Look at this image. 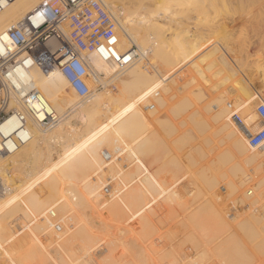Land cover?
Instances as JSON below:
<instances>
[{
    "label": "bare ground",
    "instance_id": "6f19581e",
    "mask_svg": "<svg viewBox=\"0 0 264 264\" xmlns=\"http://www.w3.org/2000/svg\"><path fill=\"white\" fill-rule=\"evenodd\" d=\"M41 1L42 0H0V36H2L6 44L8 43V39L6 36L7 28L10 25L15 24L16 20L18 19L20 20V18H24L25 16L30 14V12L33 11V8L37 6ZM98 1L105 8V10L107 11V13L110 15V17L115 23L116 33H117V46H116L117 52L121 54L133 48L136 52V56L132 60L131 64H129L124 69L119 70L114 65V63L104 60L99 52H96V51L88 52V53L81 52L79 54V57L83 60V62L87 66L88 75L86 77V82L90 90L88 96L83 99H80L77 97L74 91L70 88L66 79L60 73L59 65L62 63L63 61L62 59H59L53 68L44 69L36 65H27L25 68L16 70L17 81L21 82L22 84H28L29 86H36L39 89L40 93L45 98V100L49 103V105L53 108L55 113L58 115V121L56 124L52 126L42 127L41 125H39L32 119L28 118V120L26 121L25 130L20 131V130H17L19 126L17 119L10 117L0 126V137H3V139L6 137L10 138L9 140H6L4 142V146L8 148L9 153L4 152L0 154V186L4 190L2 196H0V264H122L121 260L124 257H122L121 254H119L122 257V259L120 258L121 260H117L118 262L116 263L115 258L111 257V255H108V253H106L105 251L106 247L102 246L103 242L105 241L104 240L105 236H103L104 238L98 242L95 238V236H97L95 235L96 234L95 232H98L100 234L102 233L107 234V232L108 231L111 232V230H112L111 233L117 232L116 228H117L118 223L116 224L114 223L119 220V216H117V213L119 212L120 208L121 207L124 208V204L126 203L128 206H131L132 208H136V207L140 208V204L142 203L144 204V202H146L147 200L149 201V199H152L150 197L151 193L154 194L153 198L156 197V194H158L160 196L159 200L162 201V203H163V200L161 198H163L164 201L167 200L168 202H170V200L175 201L179 205L180 204L191 205V203L193 204V202L197 201L195 198L198 197V194H197L198 189L196 190V187L194 186V182L188 183L187 185L189 187L187 189L184 188L183 184L181 186L179 185L182 180L177 175L182 174L181 172L183 170V165H184V164L183 165L181 164L180 158L181 157L183 158L186 155L188 156L189 154L191 155V156L189 155L190 158L192 156L196 157L192 154L193 153L195 154L197 152V156L199 155L201 159L203 160L205 158L207 159L209 158L208 161L210 160V163H211L214 160V159H211V157L213 156V155L211 156V154L214 153L213 151H214V148L216 147L215 145L214 147L213 146L211 147V144H213L219 137V133H221L222 131L221 128H225L226 126V129L224 130H226L225 133H227L229 131L227 130V127L231 126L233 121H238L236 120L237 116L239 120L242 119L244 116H250L248 118H251L253 116V112H251L252 109L247 110L245 107V109L241 110L238 113V115L234 114L235 116L233 115V117L231 115L230 118L228 116L229 114L226 113L228 114L226 115L228 116V118L227 119L223 118L224 121L222 122H221L222 119L220 120L217 119L219 120V122H221L220 123L221 125H218L219 123H216L217 125H215V123L212 125L211 123L216 121V116L220 118L218 114L223 113V111L226 109V106L223 104L224 101L222 102L221 100H218L213 105L212 104L210 105L213 108H211L212 110L207 112L208 116H204L205 114L202 115L199 112V109L196 107V105H198L196 101L197 99L196 93L200 91V86L203 85L202 82L204 80L201 83H192L193 81L192 82L187 81L183 85L179 86L178 88L177 86L176 87L172 86L173 84L170 85L171 82L172 83L175 82V79L172 81L170 80V76L172 74L170 71L174 73L173 71L174 69L170 68L172 66L169 67V65L166 63L165 60H160L159 58H161V56H165L166 54L165 52H168V53L172 52L174 54L176 52L177 54H179L178 51L180 52L183 51V53H180L179 56L182 55L184 59L186 58L188 59L189 56L191 58L193 57L190 54L193 53L195 50H197L198 38L201 36V34L199 35V33L197 32L198 31L197 29L200 26V23L198 21L199 19L202 20V17H204L202 15V17L197 20L199 24L196 22V20H192L193 18H198V17L193 16L192 13H194L195 15V12L197 11V8L199 7V4H200L199 0H174L175 3L172 6H169L170 5L169 3L167 5V1H170V0H135L134 3L136 2L137 8L132 11H128L126 10V8L123 9L120 6V4L122 5V2H120L121 0L120 1L119 0H98ZM117 1H119L120 4L114 3ZM210 1L216 3L217 0H210ZM130 2L133 3V1H130ZM128 6L129 5H126V7ZM185 10H189L191 11V13H184ZM201 14H204V13H201ZM206 15L208 14L206 13ZM215 18L213 17V20L211 22L212 24H213V21H215ZM206 20L208 22V19ZM215 22H218V21H215ZM201 25H204L205 27H207V29H209L210 34L212 31H214V29H216L215 27L217 26V25L216 26L210 25L207 23L205 24L202 23ZM201 27L202 26H200V28ZM59 28L61 30L62 35L69 42V39L67 37V30L64 27H59ZM218 28L220 27L218 26ZM207 29H205L206 32L208 31ZM201 30L202 29H200L199 31L201 32ZM151 33H154L155 35L150 36ZM210 34L208 33L209 36ZM212 35L214 36L213 32H212ZM204 37L206 38L207 36H204ZM202 40H200V42ZM47 44L51 47H55L57 46L58 43L55 40H50ZM261 46L262 47L260 48H264L263 44ZM242 50H244V47L242 48ZM242 50L240 52H242ZM196 55L198 56V54ZM203 58L205 59V56H203ZM199 59L200 58H198L197 60ZM149 60L152 61L150 62L152 64L151 66L152 69L150 70V73L148 71V74H147L146 72H144L143 70L144 66L142 65H145V63L147 64V62L149 64ZM186 60H184V62H187ZM217 61H218L217 62L218 63L217 74L219 78L216 74L215 77L217 78H215L214 80L216 81L217 79L219 81V84L221 85L223 84L227 85L226 83L233 84V87L235 86L236 90L239 89L242 92V93L240 91L237 92L238 94L240 93L239 96L243 94V96L241 97L242 98L245 97L244 100H246V97L249 95V92H247L248 85L245 83L242 84L240 83V81L245 82L247 76L248 75L250 76V74H247V71L245 72V69H248V68H244L245 62L247 61L245 60H244L245 62L240 61L239 57H236V59L233 62L223 61V60H217ZM195 62H198V61H195ZM252 62L253 61L246 63V64L248 65ZM181 63H182V60L180 61V64ZM197 64L192 65V70H195V73L197 72L199 75H201V77H204L203 71L205 70H202L201 69L202 67L201 68L199 67L201 64L199 66ZM178 66L180 67V65ZM182 66L183 65L181 64L180 68H182ZM250 66H252V64ZM186 67L190 68L189 66H186ZM186 67L184 68L185 70H186ZM184 72H185L184 74L178 76V79H181V77L186 76L189 73L186 71ZM215 72H213V74ZM222 72L224 74L223 77L220 76V73L222 74ZM256 73H255V76L256 75L258 76V74ZM213 74H212V78L214 77ZM261 77L263 76L261 75ZM189 78L192 79L193 77L190 76ZM212 78L210 80H212ZM198 79L196 80L198 81ZM168 80H170L171 82ZM136 81H139V83L140 81H146V83L148 81L147 83L149 85L148 93L146 92L145 93L146 95L143 96L144 100H141V99L136 100L137 98L136 99L133 98L134 94L132 93L133 94L132 95L130 93L133 91L131 90L130 85L133 82L135 83ZM198 82H200V80ZM205 82H208V81L206 80ZM110 83H113L115 87V92H113V90L109 87ZM144 83L145 82H142V85ZM212 83H214V81ZM147 84H144V85L147 86ZM198 84H200V86ZM99 86L103 87V91H99L98 89ZM203 88L205 89V87ZM160 89L163 91L164 95L155 98L153 95H156L155 92ZM229 89H228V92L230 91ZM137 90H136V93L139 91ZM206 90L209 92L207 88ZM217 90H219V88ZM234 91L232 88L230 93ZM141 92H142V89H141ZM204 92L206 91L204 90ZM208 92H206L205 95ZM221 92L219 93L221 94ZM228 92L225 91L226 94ZM225 93L223 92L224 95ZM231 94L233 95L234 93H231ZM148 98L154 99L155 103L157 104V107L154 104L155 105L154 110H150L154 115V118H153L154 120L152 119L153 122H151V120L148 119L149 116L147 117L146 115L147 113L145 114V112L143 111V107L147 106L146 103L148 101ZM150 100L151 99H149V101ZM230 101L232 102V99ZM233 101L235 102L234 98H233ZM245 102L249 103L247 101ZM183 104H188V106L191 107L192 110L190 111L188 110L189 112H187V114L185 112L184 114L186 115L182 114L185 117L183 116L182 118V116H180L182 118V119L179 118L181 119L180 121H182L181 130L176 128V126H178V123L176 122L177 119L175 120V125L177 123L176 126H173L171 122L164 123L162 118H165V119L168 118L169 116L168 114L175 113L178 115L177 109L180 108V106ZM230 104L232 105V103ZM241 104L243 105L244 102ZM10 105L11 107H19L20 103L16 101H11ZM244 106L246 105L244 104ZM238 108L240 109V107ZM180 111L182 110L180 109ZM150 116H152V114ZM202 125L204 126V128L202 127ZM250 125L252 126V124ZM200 128L203 132L199 130ZM236 128L233 129L232 126L229 127L231 131L234 130L235 133H237V130L239 129L238 128L236 129ZM176 131H180V132L175 133ZM172 133H175V134L173 137H170ZM201 133H206L205 135L206 138L202 139V140H205V142L204 141L202 142L210 146L207 150L203 149L202 144L195 142L199 138V135ZM213 133H215V135L216 133H218L217 134L218 137L214 135L212 136ZM232 133L231 134L229 133L227 136L230 138L232 136ZM223 135L221 134L220 136L223 137ZM236 135L239 136L242 134L237 133ZM211 136L216 140L214 141L211 138ZM169 137L171 139H168ZM228 137L226 139H228ZM241 137H240L241 141L243 142L246 141V140H243L245 138H241ZM235 141H236V144L238 145L240 144L238 140H235ZM225 142L226 141H224V145H226ZM244 143L246 144L247 142H244ZM135 144L138 145V147L140 148L139 150H137L134 147ZM231 144L233 145L235 143H231ZM1 145L2 144L0 143V147H2ZM222 146L223 145H221V147ZM244 146L249 147L247 144ZM244 146L241 145V147H244ZM232 148L234 149V146ZM240 149H243V148H240ZM250 149H253V148L250 147ZM260 149H262L261 151L264 150V143L260 148L254 147V150H252V152L249 150L250 152H247V153L251 155V157L252 155L258 156V154L256 153L257 152L260 153L259 152ZM104 152L110 153L111 159H109V161L105 160V158L103 157ZM229 153H230V149H229ZM150 154H152V156H148ZM230 154H233V152H231ZM244 155L246 154H244L243 152V156ZM193 157L192 159H194ZM241 157L242 156H240V158ZM260 157L262 159V154L260 155ZM120 158L121 159L123 158V160H127L128 162L127 164H130L128 168L131 166L128 169V173L126 175H123L125 176L123 177L124 180L122 178L123 181L127 182L125 183L130 188L128 190L127 189L124 190L122 188L125 186L124 185L121 186V182H122L121 179L120 180L118 179V180L121 181L120 187L122 189H119V186L117 185L116 180L113 179L114 177L119 176V174H121V172L124 171L120 169V167L118 166V164H122L121 162H119ZM192 159H190V161ZM233 159H234L233 160V163H234L236 159L235 155ZM246 159L250 161L248 157ZM196 160L198 159L196 158ZM196 160L194 159V161ZM186 161L188 165H190L189 163L192 162V161L189 162L188 160ZM208 161H205V162H208ZM252 161H253V157H252ZM133 162H137V164L135 163L136 167L132 164ZM237 162L239 161L237 160ZM239 163H238V166L243 165V164L239 165ZM198 164L199 163H197V165ZM249 164L251 165V163ZM252 164L257 165L256 163H252ZM202 165L204 166V164ZM205 165L207 166V164ZM235 165L232 166V169L237 168L236 170H238L239 167ZM230 166H231V162H230ZM151 167L156 170L153 172L151 170ZM257 167H259V165H257ZM131 168L133 169L136 168L135 171L139 172L138 174L136 173L137 176L135 175L134 170ZM207 168L209 170V166ZM251 168L254 169L253 167ZM232 169H231V172H232ZM242 169L243 168L241 167V169L239 170L242 171ZM220 170L221 169H219L218 171L219 174L216 171V175L215 174L212 175L213 177L215 176L214 179L218 178V180L217 179L212 180L211 182L212 184L210 185L211 187L213 183L215 182L217 183L220 181L222 182L220 178H223V177H220V176H223V173ZM236 170H233V171L236 172ZM249 170L251 169L249 168ZM195 171L196 170H194V172ZM104 172H107L109 174V177L112 179L111 182L109 183L106 182V180L104 179ZM187 172L190 173V171H187ZM228 172L229 171H227V173ZM261 172H260V175H261ZM13 174H15V176L17 174L23 175L22 176L23 181L21 183H19L20 181L18 182L19 186L15 185L13 187H10L8 185V179H10L11 175ZM232 174L234 177L235 173L233 172ZM243 174L240 177H242ZM203 175L206 176V174H203ZM212 176H209V178ZM251 176H249V173L247 174L248 179L251 178ZM213 177L210 179H213ZM174 178L175 180L173 181V184H171L170 180ZM247 178H244L246 179L245 181H248ZM205 179H203V181ZM233 180L234 179H232V181ZM194 181L196 182L198 180L195 179ZM199 181L198 183L196 182L198 185H200V183L203 182V181L202 182H199ZM207 181L205 182L209 184L210 180L208 179ZM262 181H264V179L261 180V182L259 181L261 183V186L264 183V182L262 183ZM228 182L230 183L231 181L228 180ZM122 184H124V182H122ZM204 185L206 186L205 183ZM214 185H216V183ZM258 185L260 184L257 183L256 186ZM201 186L202 185H200V187ZM229 186L228 188H230L229 190H231L229 191V193L232 194L233 188ZM207 187L209 188V185H207ZM233 187L236 188L237 186L236 187L233 186ZM253 188L251 187V189ZM210 189L213 190V188H210ZM251 189H250V193H251ZM205 191L207 192L208 189H206ZM183 192L185 193L187 197L185 195H184L185 197L183 196L184 194ZM257 192L258 191H255V193ZM206 194H212V191L210 192L209 190ZM204 195L205 194H203V196ZM254 195H257V194H254ZM215 196L214 194H212L211 198ZM209 198H210V195H209ZM237 198L238 197H236V200ZM159 200H158V203H160ZM211 200L213 201V199ZM239 200L240 199H238V202ZM167 201H165L164 203H167ZM215 201L216 202L218 201L219 203L221 200L220 198H218ZM198 202L200 201L198 200L197 203ZM244 203H246V201ZM148 206L146 205V208H149ZM151 207H153L152 204H151ZM210 207L211 206H209L208 208ZM155 208H157V206H155ZM191 208H195V206ZM136 209L138 210V208ZM124 211L125 210L123 209V212ZM140 211H138V213ZM50 212L54 215L53 216L54 218L50 216L51 214ZM144 215L147 217L149 214L147 215L144 213ZM237 215L239 214L237 213ZM122 216L123 215H120V219L122 218ZM137 216H139V214ZM243 216H245V214ZM148 218L150 217L148 216ZM152 219H150V221ZM182 219L184 220L183 217ZM127 221L129 220L127 219ZM240 221H237V222L240 223ZM152 222L151 224L153 225L154 222L153 223ZM245 222H246V218H245ZM242 223L243 222H241V224ZM155 225L154 227H157ZM124 227H126V225ZM118 228H122V227L119 226ZM127 228L129 229L130 227L127 226ZM129 230L131 231V229ZM239 230H240V227H239ZM257 231L255 230L254 232H257ZM122 232L123 231H121V233ZM260 232H262V230H260ZM242 233H244V229ZM193 235H196V234L194 233ZM118 236L120 235L118 234ZM131 236L129 235L128 238ZM115 237L117 238L116 235ZM112 238L115 239L114 237ZM118 239H120V237H118ZM120 240H117V241H119L120 243ZM187 240L191 241V239H187ZM124 241L126 240L124 239ZM133 241L132 243H134ZM128 242L131 243L130 240ZM188 243L189 245H187ZM188 243L187 244L183 243L182 245H180V247L177 248L178 250L176 251V253L180 255V258H182L183 256L191 257L193 264H197L195 261L199 258L200 249L194 246L192 247L191 243L193 242H188ZM194 243L192 245H195ZM140 244L138 245L139 247H141ZM100 245L103 247L102 249L98 248ZM132 245H135V244H132ZM131 247L129 249L133 250V248ZM136 248L137 250L135 249V251L137 252L138 250L140 251V248L138 249L137 246ZM169 248L170 247H168V250ZM253 249H256V247ZM108 252H109V249H108ZM111 252L112 251H110V253ZM146 253H149V252H147L146 250ZM250 253H251V250L244 247L241 242L239 243L238 241L237 242L232 241L226 247H224V252H222L223 262L224 264H248L247 262H248V259H250L249 258ZM177 254H176V257L178 256ZM151 255L152 254H150V256ZM148 256H147V260L150 259ZM153 256L155 255L153 254ZM142 258H144V256ZM145 260H143V262H147V260L146 261ZM192 261L190 260V263ZM197 262L199 263V261ZM153 263H149V264H153ZM176 263L178 264L179 262L176 261ZM205 264H207V262ZM208 264H213V263H208ZM215 264H218V263H215Z\"/></svg>",
    "mask_w": 264,
    "mask_h": 264
},
{
    "label": "rangeland",
    "instance_id": "374dc122",
    "mask_svg": "<svg viewBox=\"0 0 264 264\" xmlns=\"http://www.w3.org/2000/svg\"><path fill=\"white\" fill-rule=\"evenodd\" d=\"M119 1L114 2V3L120 4V2H122V5L120 4V6L123 9L126 8V10H128V11H132V10H135L137 8L136 2L134 3L135 0H127V1L126 0L125 1L124 0H121L120 2ZM130 1H133V3L130 2ZM199 1H200V4H199V7L197 8V11L195 12V15H194V13H192L193 16L198 17V18H193L192 19V20H196V22H197V20L199 18L202 17V15L204 16V17H202V20L199 19V21H198L200 23V26H202L200 28V26L198 25L199 27L197 29L198 30L197 32L199 33V35L201 34V36L198 38V48H197V50H195L193 53L190 54V55H192L195 58V60H194L193 57L191 58L190 56H189L188 59L186 58L187 60L184 59L182 55L179 56V54L180 53H183V51L182 52L178 51L179 54H177L176 52H175V54L172 53V52H170V53L165 52L166 53L165 56H161V58H159V59L160 60H165L166 63L169 65V67L172 66L170 68H173L174 69V70L171 69V70L174 71V73L172 71H170L172 73L171 76H170V80L172 81V80L175 79V82L172 83L170 80H168V81L171 82L170 85L173 84L172 86H175V87L177 86V88H178L179 86L183 85L187 81H190V82L193 81L192 83H201L204 80L202 82V84L204 86L203 85L200 86V84H198L200 86V91L198 93H196V95H197L196 101H197V104H198V105H196V107L199 109V112L202 115L205 114L204 116H208V113L207 112L210 111V110H212L211 108H213L210 105L211 104L213 105L218 100H221L222 102L224 101L223 104L226 106V109L223 111V113L218 114L220 116V118H218V116H216V121H214L213 123H211L212 125L214 123H215V125H217L216 123H219L218 125H221L220 123L222 121H224L223 118L224 119H227L228 116L230 118L231 115H232V117H233L234 114H237L238 115V113L241 110L245 109V107H246L247 110H251L252 109L251 112H253V116L251 118H248L250 116H244L242 119H240L241 121L238 119V116H237L236 117V120H238V121H233V122L231 121L232 122V125L231 126L233 127V129L237 127L239 129V130H237V133L238 134H242V135H239L238 136V135H236L237 133H235L234 130L231 131L232 128L229 129V127H231V126L227 127V130H229L227 133H225L226 130H224V129H226V126H225V128H221L222 131L219 130V131H221V133H219V137L217 136L218 133H216V135H215V133L212 134V136L214 135V136H217L218 138L216 137L217 138V140H216V139H214L211 136V138L214 141L216 140L215 141L216 143L213 141L214 143L211 144V147L212 146L214 147V145L216 146L214 148V151H213L214 153L211 154V156L213 155L211 157V159H214L213 161L211 160L212 161L211 163H210V160L208 161L209 158L208 159L207 158L204 159L205 161H208V162H205L203 159H201V157L199 155H198L199 156V158H198L197 152L195 153L196 155L192 152L193 153L192 155L196 156V157H193V156L192 157L195 160H196V158L198 159L196 161H194V159H192V157L191 158L189 157L190 154L188 156L186 155L185 157H183V158L181 157L180 158L181 164L182 165L184 164V165H183V170L181 172L182 174L177 175L182 180L179 185L181 186L183 184L184 188L187 189L189 187L187 184L188 183H191V182H194V186L196 187V190L198 189L197 190L198 191L197 192L198 197L201 200L198 197L195 198V199L197 201L199 200L201 203L200 202L197 203V201H195L196 204H195V202H193L194 205L191 203L192 206L191 205H187V204L186 205H182V204L179 205L175 201H171V200H170V202H172V203L168 202L167 200H165V201H167V203H164L165 202L164 199L161 198L163 200V203H162V201L159 200L160 196L158 194H156V197L157 198L156 197L153 198V195L154 194L151 193L150 194L151 195L150 197L153 200L152 199H149V201L147 200L146 202H144V204L143 203L140 204V208L139 207H136V208H138V210L136 208H132L131 206H128L127 203L124 204V208L123 207L120 208L119 212L117 213V216H119V220L114 223V224L118 223L117 224V228H116L117 229L116 231L118 233L117 232L111 233L112 230H111V232L108 231L109 233L107 232V234L106 233H102L103 235L100 234V233H98V232H95L96 233L95 235H97V236H95V238H96V240L98 242L104 238L103 236H105V238H104L105 241L103 242L102 246L103 247H106V250H105L106 253H108V255H111V257H114L115 260H116V263L118 262L117 260H121L122 257H124L123 258L124 260L123 259L121 260L122 264L123 263H125V264H131V263L132 264H149V263H153V262H154L153 264H173V263L174 264H177L176 261L179 262L178 264H180V263L181 264H183V263L184 264H186V263L187 264L188 263L189 264H193V261H192L191 257H188V256L184 257L183 256L182 258H180V255L177 254L176 251L178 250L177 248H179L180 245H182L183 243H186L187 244L188 242H193V243L195 242L194 243L195 245H192L193 243H191V246L192 247L194 246V247H197L198 249H200L199 250L200 251L199 252V258L196 261L194 260L197 264H205L206 262H207V264L208 263H213V264H215V263H218L219 264L220 263V264H224V262H223V256H222V252H224V247H226L232 241H236V242L238 241L239 243L241 242L244 247H246L247 249L251 250V253L249 255V258L250 259H248V262H247L248 264H250V263L251 264H264V228H263L264 227V206H262V205H264V196H263L264 195V192H263L264 191V187H263L264 186V183H263L264 181H262V183H263L262 186H261V183H260L261 180L264 179L263 178L264 177V174H263L264 173V163H263L264 162V155H263V153H264L263 151L264 150L263 151H261L262 149L259 150L260 153L262 152L261 153L262 154V159L260 157L261 154L258 153V152L256 153V154H258V156L256 155L257 157L255 155H252L253 161H254L253 162L251 155H249L247 152H250V151L252 152V150H254V147H251L253 149H250V146L248 145V141L246 139L247 136H248V132L253 133V132L257 131L260 128V124L257 122V119H256L257 116L255 114V107H256V105H257L258 102L264 101V88H263L264 87V64H263L264 63V48H260V47H262L261 46L262 44L264 45V43H263L264 42V39H263L264 38V0H217L216 3L215 2H211L210 0H199ZM123 2L124 3L126 2V3L124 4ZM168 3L170 4L169 6H172L175 2H174V0H170V1H167V5H168ZM130 4H131V6H130ZM126 5H129V6L126 7ZM184 13H191V11L185 10ZM198 13H199V15H198ZM201 13H204L205 15L204 14H201ZM206 13L208 15H206ZM216 15H218V16H216ZM205 17H206V19H208V22L205 19ZM213 17L214 18L216 17L215 18V21H218V22L213 21V24H212L211 22L213 20ZM20 19H22V18H20ZM17 21H19V19L16 20V22ZM201 21L204 24L207 23V24H210V25H215V26L217 25L215 27L216 29H214V31H212L213 29L211 30L213 32L214 36L212 35V32L210 34L209 29H207V27H205L204 25H201L202 24ZM218 26L220 28H218ZM200 29H202L201 32L199 31ZM205 29L208 30L207 32L210 34V36L212 35L211 38L208 35V33L205 31ZM205 34H207V35H205ZM154 35H155L154 33H151L150 34V36H154ZM203 35L204 36H207V37L205 38ZM208 39H210V40H208ZM200 40H202V41L200 42ZM260 43H262V44H260ZM243 47H244V50H242ZM200 48H201V50H200ZM259 49H261V50H259ZM241 50H242V52H240ZM199 52H201V53H199ZM196 54H198V56ZM241 54H243V55H241ZM172 55H174L175 57L172 56ZM203 56H205V59L203 58ZM162 57H163V59H162ZM236 57H239L240 58V61H243V62L247 61V62H245V67L244 68H248L249 69V70L248 69H245V72L247 71V74H250V76L249 75L247 76L248 79L246 78L245 82L244 81H240V83H242V84L245 83V84L248 85V87L247 86L246 87L248 88L247 89L248 90L247 92H249V95L246 97V100H244L245 97H243V98L241 97V96H243V94H241L239 96L240 93L238 94L237 92H239L240 90L238 88H237L238 90H236L235 86L233 87V84L230 83L231 84L230 85L229 83H226L227 85L229 84L228 87H227V85H225V84H223V85L219 84V81L217 79H216V81H218V82H216L214 80L215 78H217V77H215V75L217 74V71H218V67H217L218 66V63L217 62L218 61L217 60L232 61L233 62L236 59ZM190 58H191V60H190ZM198 58H200V59L197 60ZM181 60H182V63L181 64L183 65L182 68H180L181 67V64H180V61ZM184 60H186L187 62H184ZM195 61H198V62H195ZM251 61H253L254 63L252 62V63H250L248 65L246 64V63H249ZM150 62H152V61L149 60V64L147 62L148 65L146 63H145V65H142V66H144L143 67L144 72H146L147 74H148V71L150 73V70L152 69V67H151L152 64ZM189 63H190V65H189ZM193 64H197L198 66L201 64L202 66L200 65L199 67L200 68L202 67L201 69L202 70H205L206 72L208 71L207 73L205 71H203V73H204L203 76L204 77H201V75H199L197 72L195 73V70H192V65ZM251 64H252V66L255 65L254 66L255 68L252 67V66H250ZM178 65H180V67ZM186 66H189L191 69L188 68V67H186ZM178 67H179V69H178ZM185 67H186V70L184 69ZM216 68H217V70H216ZM253 68H254V70H253ZM184 71L190 73V74L188 73V75H186L188 77L183 76V77H181V79H178V76L179 75H182V74L185 73ZM253 71H254V73H253ZM193 72H194V74H193ZM213 72H215V73L213 74ZM211 73L214 75L213 78H212V74ZM255 73L258 74V76L257 75L255 76ZM207 74L210 75V76H208ZM222 74H223V72H222ZM222 74L220 73V76L223 77L224 74L223 75ZM261 75L263 77H261ZM190 76L193 77L192 79H194V80H192L191 78H189ZM217 76H218V74H217ZM209 77H211L212 80H210L211 78H209ZM198 78H200V79H198ZM218 78H219V76H218ZM196 79H198V81L200 80V82H198ZM206 80L208 82H210V83L205 82ZM213 81H214V83H212ZM142 82H145L144 84H147L148 83V81H147V83H146V81H140V83H139V81H136L135 83L133 82L134 85H133V83L130 85L131 90H133L130 93L131 94L132 93L134 94V95L133 94L132 95L134 96L133 98H135V99L137 98L136 100H138V99L139 100L140 99L141 100H144V97L143 96L146 95L145 94L146 92L148 93V86L149 85L148 84H147V86L144 85V84L142 85ZM204 82L206 83V85L207 84L208 85L206 86ZM168 84H169V82H168ZM210 86H212V87H210ZM215 86H217L219 88V90H217L218 88L215 87ZM222 86L225 89H223ZM109 87L113 90V92H115V87H114L113 83H110V86ZM203 87H205V89ZM206 88L209 90V92L206 90ZM232 88H233V91L235 90L234 92H231V93H234L233 95L230 93V91L232 90ZM98 89H99V91H103V87H101V86H99ZM141 89H142V92H141ZM228 89L230 90L229 92H228ZM136 90L138 91L137 93H136ZM204 90L206 92L210 93V94L207 93L205 95L206 92H204ZM161 91H162L161 89L158 90V91H156L155 92L156 95H153V96L156 98V97H160V96L164 95L163 91L162 92ZM225 91L228 92L227 93L228 95L225 93ZM159 92H160L161 95L159 94ZM219 92H221V94ZM223 92L225 93V95L223 94ZM230 96H232V97H230ZM142 97H143V99H142ZM226 97H227V99H226ZM238 97L240 99H242V100H240ZM249 97H250L251 101H250ZM233 98H234L235 102L233 101ZM260 98H262V99H260ZM149 99H151V100L149 101ZM205 99L208 100V101H206ZM229 99L230 100L232 99V102ZM148 101L150 102V104H149ZM148 101L146 103L147 106L143 107V111L145 112V114L147 113L146 114L147 117L148 116L150 117V118L148 117V119L151 120V122H153L154 115H153V113L150 110H154L155 109V105L157 107V104L155 103L154 99H152V98H148ZM151 101H152L153 104L151 103ZM245 101H247L249 103H246ZM229 102L232 103V105ZM243 102H244V104L246 106H244V104L243 105L241 104ZM233 103H235V104H233ZM199 106H200V108H199ZM238 107H240V109ZM180 109L182 111H180ZM188 110L189 111L192 110L191 107H189L188 104H183V105L180 106V108L177 109L178 115L175 114V113L174 114H168L169 115L168 118H166V119L165 118H162V120L164 121V123H168V122L170 123L171 122V124H173V126H176L177 123H178V126H176V128L181 130V125H182L181 122L182 121H180V120L183 118L184 115L187 114V112H189ZM149 112H151V113H149ZM185 112H186V114H184ZM226 113H228L229 115L226 114ZM151 114H152L153 117L150 116ZM182 114H184V115H182ZM226 115H228V116H226ZM180 116H182V118ZM179 118H181V119H179ZM176 119L177 120L179 119L178 121H180V122H178ZM217 119H219V120L222 119V120H221V122H219V120H217ZM175 120L177 122L176 125H175ZM233 124H234V126H233ZM250 124H252V126ZM246 126H247V128H246ZM202 127L204 128L203 125H202ZM199 130L202 131L201 128ZM162 132H164V131H162ZM179 132L180 131H176L175 133H179ZM175 133H172L173 135L171 134L172 136L170 135V137H173ZM229 133L230 134L232 133V136L230 135L231 136L230 138L227 136ZM221 134L222 135L224 134L223 137L220 136ZM205 135H206V133H201L199 135V138L200 139L198 138L195 142H198L199 144H202L203 149H206L207 150L210 146H208L206 143H204L205 140H202V139L206 138ZM170 137L168 139H171ZM227 137H228L229 140L226 139ZM240 137L241 138H245L243 140H246L244 142H247L246 144L249 147H247V146L246 147L249 148V149H247L244 146L246 144L243 141H241ZM235 140H238L240 144L239 145L236 144V141ZM202 141H204V142H202ZM224 141H226L225 144L227 146L224 145ZM191 142H192V140H191ZM231 143H235V144L232 145ZM186 145H187V143H186ZM221 145H223V146L221 147ZM241 145H243L244 147H241ZM206 146H208V147H206ZM233 146H234V149L232 148ZM134 147L137 150L140 149L137 144H135ZM226 147H228V148H226ZM239 147L240 148H243V149H240ZM244 148H245V150H244ZM229 149H230V153L233 152V154L236 156V159H235L234 163H233V160H234L233 157H234V155L229 153ZM257 151H258V149H257ZM243 152H244V154H246V155H244L245 157L243 156ZM108 154H110V153H108ZM180 155H182V154H180ZM148 156H152V154H150ZM240 156H242L243 159H242V157L240 158ZM188 157L190 159H192L191 160L192 162L190 161V159ZM247 157L250 159V161L248 159H246ZM254 157H256V158H254ZM109 159H111V155H110V158H108L107 161H109ZM257 159H259V160L261 159V160L259 161ZM186 160H188L189 162H191V163L188 162L190 165L187 164V161ZM237 160L239 162L240 161L241 162L239 163V162H237ZM256 160H257V162H256ZM119 162H121L122 164H118V166L120 167V169H122L124 171L121 172V174H119V176H116L113 179L116 180L117 185L119 186V189H122L123 188L124 190H126V189L128 190L130 188L126 184L127 182L126 181H123L124 180L123 177H125L123 175H126L128 173V169L131 166L128 168V166L130 164H127L128 163L127 160H123V158L122 159L120 158L119 159ZM230 162H231V166H230ZM135 163L137 164V162H133L132 164L136 167V164ZM197 163H199V164L197 165ZM238 163H239V165H242V164L243 165L242 166H238ZM244 163H246L248 166L246 164H244ZM249 163H251V165ZM252 163H256V164L258 163L257 165H259V167H257V165H255V164L253 165ZM202 164H204V166ZM205 164H207V166ZM233 165L238 166L239 169H241V167H242L243 168L242 171H240L238 169L240 171L239 172L238 170H236L237 168L236 169H234V168L232 169V166ZM149 166H150V164H149ZM199 166H200V168H199ZM208 166H209V170L210 171L207 168ZM246 166H247L248 169L246 168ZM255 166L258 169H256ZM260 166L261 167L263 166V167L261 168ZM230 167L232 169V172H231ZM251 167H253L254 169H252ZM249 168L251 170H249ZM131 169H133V168H131ZM135 169L136 168H134L133 170H134L135 175H136V173L138 174L139 172L135 171ZM219 169H221L220 171L223 173V176H220L219 175L220 177H223V178H220L219 177L222 180V182L220 181V179H219L220 182H218V183L214 181L216 183V185H214L215 183H213L214 186L212 185V187H211L210 185L212 184L211 183L212 180H215V179L218 180V178H215L214 179L215 176L213 177L212 175H214V174L216 175V171L218 173ZM151 170L154 172L156 169H153L151 167ZM194 170H196V171L194 172ZM211 170H212L213 173L211 172ZM233 170H236V172L233 171ZM258 170L260 172L262 171L261 172V175H260V172ZM187 171H190V173L187 172ZM227 171H229L228 172L229 175H228ZM245 171H246L247 174L249 173V176H251V174L253 173L252 176H251V178H249V179L247 178V174L245 173ZM210 172H211V174H210ZM233 172L235 173L234 174L235 175L234 177H233V174H232ZM243 172H244V174H243ZM241 173L243 174L244 178H247L248 181L250 180L249 183H248V181H245L246 179H244L243 176L240 177L242 175ZM203 174H206L207 178L210 180L209 181L210 182L209 184L205 182L208 179ZM120 175H122V176H120ZM259 175H260V177H259ZM14 176H15V174L11 175V177H10V179L12 178L11 180L8 179V185L10 187H13L15 185L16 186L17 185L19 186V183H21L23 181V177H22L23 175H18L17 174L15 177ZM202 176H204V177H202ZM209 176H212L213 179H210L212 177L209 178ZM224 176H226V177H224ZM117 177H119V178H117ZM230 177H232V178H230ZM122 178H123V180H122ZM224 178L225 179L227 178V179L225 180ZM118 179L119 180L121 179V181L124 182V184H122V182L119 181ZM195 179L198 180V181L200 180L199 182H202L203 179H205L202 183H200V185L203 186L204 183H205L206 186L205 185L203 186L204 189L205 190L208 189V191L210 190V192L212 191V194H214V196L215 195L216 196L213 197V198H211L212 197V194H206L208 191L206 192L203 189L202 186H201L202 187L201 188L200 185L197 184L198 181H196L197 183L194 181ZM232 179H234V180L232 181ZM174 180H175V178L174 179H171L170 180V183L173 184V181ZM228 180L231 181V182L229 183ZM241 181H242V183H241ZM9 182H11L12 184L9 183ZM120 182H121V186L124 185L126 188L125 187H122L121 188L120 187ZM255 182H257L260 185L256 186L257 183H255ZM13 183H14V185H13ZM227 184H228V186L230 184L229 187L233 188V191H232L233 192L232 193L233 195L229 193V191H231V190H229L230 188H228ZM232 184H234V185H232ZM207 185H209V188L207 187ZM233 186H235V187L237 186L236 188L238 189V191ZM251 187L252 188L254 187L255 189L254 188L251 189ZM257 187H258V189H257ZM259 187H261V188H259ZM210 188H213V190L210 189ZM250 189H251V193H250ZM202 190H204V191H202ZM255 191H258V192L255 193ZM0 192H1L0 193V196H2L4 190H3V188H1V186H0ZM203 194H205V195L203 196ZM254 194H257V195H254ZM184 195H185V193L183 194V196ZM209 195H210V198H209ZM234 195H235V197H234ZM238 195H240V196H238ZM253 196H255V197H253ZM217 197L220 198V200H221L219 203H218V201L217 202L215 201V200L218 199ZM236 197H238L237 200H236ZM214 198H215V200H214ZM241 198H242V200H241ZM211 199H213V201ZM238 199H240L239 202H238ZM158 200H159L160 203H158ZM253 200H255V201H253ZM258 200H260V201H258ZM150 201H151V203H150ZM245 201H246V203H244ZM213 202H215V203H213ZM247 203H249V204H247ZM151 204L153 205V207H151ZM146 205L147 206L149 205L148 206L149 208H146ZM155 206H157V208H155ZM194 206H195V208H191V207H194ZM209 206H211V207L208 208ZM217 206H219V207H217ZM143 207H145V208H143ZM221 207H222L223 210L221 209ZM142 208L144 209V211H143ZM153 208H155L156 210L153 209ZM189 208H191V209H189ZM123 209L127 213L125 211L123 212ZM140 209H141L142 212L140 211ZM157 209L159 210V212H158ZM138 211H140L141 213L140 212L138 213ZM146 211H147V213H146ZM247 212H248V214H247ZM129 213H131V214H129ZM144 213L147 214V215L149 214L148 216L150 218H148V216L146 217L144 215ZM181 213H183L184 215L181 214ZM237 213L239 215H237ZM249 213H251V214L253 213V214L251 215ZM136 214L137 215L139 214V216H137ZM244 214H245V216H243ZM120 215H123L121 219H120ZM253 215L255 216V218H254ZM236 216H237V218H236ZM238 216H240L241 218L238 217ZM133 217H135V218H133ZM182 217L184 218L185 221L182 219ZM245 218H246V222H245ZM127 219L129 221H127ZM150 219H152V220L150 221ZM237 219H239V220H237ZM240 220H242V221H240ZM152 221L154 222L153 225L151 224ZM237 221H240V223L237 222ZM128 222H129V224H128ZM171 222H173V223H171ZM241 222H243V223L241 224ZM181 223H182V225H181ZM252 223H254V224H252ZM125 225H126V227H124ZM154 225L157 226V227H154ZM237 225H238V227H237ZM239 225H241V226H239ZM248 225H249V227H248ZM119 226L122 227V228H118ZM127 226L130 227L129 229H131V231L127 228ZM232 226H234V227H232ZM245 226H247V227H245ZM261 226H263V227H261ZM239 227H240V230H239ZM211 228H213V229H211ZM126 229H128L129 231L126 230ZM159 229H161V230H159ZM243 229H244V233L245 234L242 233L243 232ZM169 230H170V232H169ZM255 230L256 231L258 230L257 231L258 233L257 232H254ZM260 230H262V232H260ZM121 231H123V232L121 233ZM231 231H233V232H231ZM131 232L132 233L134 232V233L132 234ZM128 233H130V234H128ZM192 233L193 234L195 233L196 235H193ZM118 234L120 236H118ZM259 234H261V235H259ZM108 235H109V237H108ZM115 235L117 236V238L115 237ZM125 235H126V237H125ZM127 235L128 236L129 235L130 236L132 235V236L128 238ZM196 236H197V238H196ZM112 237H114L115 239H113ZM118 237H120L121 240L118 239ZM124 239L126 241H124ZM187 239H191V241L190 240H187ZM117 240H120V243ZM129 240H130L131 243L134 240L133 241L134 243H132V244H135L138 247V249L140 248V251L139 250H138V252L135 251V249L137 250L136 246L135 245H132L131 243H129L128 242ZM123 241H124L125 244L123 243ZM117 242L121 246L118 245ZM139 242L142 243V244H140ZM122 243H123V245H122ZM196 243L198 244V246H197ZM139 244L141 245V247L138 246ZM187 245H189V243ZM100 246L98 248H101L102 249L103 247L102 246L100 247ZM133 246H135V247H133ZM145 246H147V247H145ZM130 247L133 248V250L129 249ZM168 247H170L169 250H168ZM201 247H202V249H201ZM255 247H256V249H253ZM120 248H121V250H120ZM142 248H144V249H142ZM108 249H109V252H108ZM208 249L210 250V252H209ZM146 250L149 253H146ZM110 251H112V252L110 253ZM126 251L128 252V254H127ZM167 251H169V252H167ZM115 254H116L117 257L115 256ZM119 254H121L122 257ZM150 254H152V255L150 256ZM153 254L155 256H153ZM176 254L178 255L177 256L178 258L176 257ZM146 255L147 256L149 255L148 256L150 258L149 260H147V256ZM125 256H127V257H125ZM143 256H144V258H142ZM202 256H204V257H202ZM214 258H215V260H214ZM145 259L147 260L148 263L147 262H143V260H145ZM133 260H134V262H133ZM153 260H155V261H153ZM156 260H157V262H156ZM187 260H188V262H187ZM190 260L192 261L191 263H190ZM129 261L130 262L132 261V262L130 263ZM197 261H199V263ZM253 261H254V263H253ZM114 263H115V261H114Z\"/></svg>",
    "mask_w": 264,
    "mask_h": 264
},
{
    "label": "built area",
    "instance_id": "2783aa9c",
    "mask_svg": "<svg viewBox=\"0 0 264 264\" xmlns=\"http://www.w3.org/2000/svg\"><path fill=\"white\" fill-rule=\"evenodd\" d=\"M59 27L67 30L69 42ZM6 36L7 44L0 36V126L13 117L20 131L25 130L28 118L49 127L57 123L58 115L36 86L17 81V69L27 65L53 68L62 59L60 73L77 97L83 99L90 90L86 82L88 69L79 57L81 52H99L119 70L131 64L136 56L133 48L121 54L117 52L115 23L98 0H42L30 14L10 25ZM50 40L57 41V46H49ZM11 101L19 102V107H11ZM255 114L260 128L248 132L246 139L250 147L260 148L264 143L263 101L257 103ZM9 139L0 137V154L9 153L4 146ZM103 157L108 160L110 154L104 152ZM104 179L108 183L112 180L107 172ZM50 216L54 218L52 213Z\"/></svg>",
    "mask_w": 264,
    "mask_h": 264
}]
</instances>
